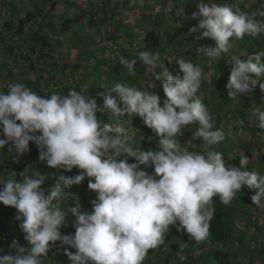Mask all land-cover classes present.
<instances>
[{"label":"clouds","instance_id":"1","mask_svg":"<svg viewBox=\"0 0 264 264\" xmlns=\"http://www.w3.org/2000/svg\"><path fill=\"white\" fill-rule=\"evenodd\" d=\"M241 9L199 0L198 12L192 17L199 23L189 29L190 33L203 30L197 40L215 41V47L199 48L205 56L228 57L233 66L226 85L228 97L248 96L264 76V51L253 55L232 51L233 41L264 35V20L257 19L264 17V9L251 14ZM139 57L151 73L147 85L141 90L117 83L103 95V106L87 95L86 85L63 96L47 92L42 96L23 83L10 85L7 94L0 91V130L5 137L0 138V149L12 143L22 154L34 142L40 149V161L48 166L66 172L74 167L83 170L74 178L60 175L48 192L41 188L45 178L39 172L25 173L19 182L0 177V203L18 210L16 218L22 220L20 228L28 242L21 246L14 240L11 247L16 255L0 256V264H45L57 241L76 249L66 252L71 264H144L150 250L165 244L170 226L186 230L197 244L204 242L217 195L222 204L229 205L246 185L258 189L251 199L255 206L264 207V174L247 170V155L240 156L239 167H229L223 154L214 150L224 133L214 130L212 114L196 95L203 78L201 67L190 59L177 60L181 78L164 66L158 51H141ZM119 63L135 75V60L121 56ZM157 68L164 69L163 77ZM153 77L162 80L167 97L163 106L160 96L148 91L155 87ZM260 87L264 90V84ZM257 112L258 127L264 129V111ZM97 113L118 121L125 113L129 118L138 114L160 137V150H141L135 146L133 131L120 122L103 123ZM194 122L200 126L194 138L203 139L204 151H188L177 140ZM125 155L139 163L120 159ZM140 165H154L155 175L140 170ZM86 176L94 178L88 187L98 193L92 201L93 211L82 213L79 203L61 207L72 196L67 189L81 184ZM70 214L75 216V234L62 235L61 227Z\"/></svg>","mask_w":264,"mask_h":264},{"label":"trees","instance_id":"2","mask_svg":"<svg viewBox=\"0 0 264 264\" xmlns=\"http://www.w3.org/2000/svg\"><path fill=\"white\" fill-rule=\"evenodd\" d=\"M23 0H0V53L3 55L7 52L14 54L19 52V46L24 48L21 52L24 60L31 61L30 55L36 53L40 50L42 53H46L45 57L42 58V63L47 67V70L52 74L46 80V85L49 86L52 83V78L64 74V79L67 80L68 73L75 74L76 72L80 75V80L77 78H72L76 83L74 86L67 85L65 90L79 91L80 82H86L88 87L93 90V98L97 100L99 106H103V95L113 87L111 84L115 83H125L128 86L140 87L143 90L144 85H147V80L151 77V74L147 72L146 65L144 62L135 54H131L132 49H137V52L148 51L150 53H155L158 51L161 55L162 62L164 58H167V53H165L164 42H166L167 37H175V34L171 32L169 28L170 25H163L167 16L157 17L152 23L153 27H141L138 31L141 37L135 42L134 28L129 32L130 24L128 21L130 18L131 0H113L111 5L108 3L112 0H101L97 7L87 8L78 1L73 2L66 0L67 3H72L76 8V11H71L68 13H63L57 15L55 10H57L58 2L57 0H33V7L26 10L24 17L19 13V4ZM174 6L178 10H183V4L187 9V14L190 15L195 12L196 0H188L180 2L178 0H173ZM146 8H151L147 0H144ZM225 0H219L218 4H223ZM167 0H158V5L160 8L164 7ZM172 4V6H173ZM235 5L242 8L244 12L251 14L253 10L264 9V0H235ZM246 10V11H245ZM11 12V16L4 19V12ZM39 18L42 21H39ZM260 20L264 17L257 16ZM150 20L153 18H149ZM188 22V21H186ZM198 25V24H197ZM173 26V25H172ZM159 27L163 31H159ZM69 34V35H68ZM59 36H66V40H70L72 45L77 49V61L74 66L68 64H60L53 60L52 54L55 53L60 46L61 38ZM69 36V37H68ZM247 36L246 38H248ZM245 43L246 51L249 55L255 54V52L264 51V35L249 37V41ZM261 40L259 47L255 50L249 45L250 42H256ZM134 44H138L134 47ZM46 50V52H44ZM112 55H108V53ZM124 56L125 59L132 61L135 60L134 71L135 75L131 74L127 67L119 63V58ZM94 57L95 63L91 67V58ZM205 60L211 59L204 55ZM246 59V57H243ZM228 57L226 56L219 67L220 72H223L227 66ZM214 60V59H213ZM194 61V60H193ZM198 60L195 61L199 65ZM204 60L202 61V63ZM3 63V62H2ZM211 63V62H210ZM3 64L0 65L2 69ZM158 69V70H157ZM157 73L160 74L159 68H157ZM231 70L227 73H221L219 84L217 90L228 91L226 85L229 81ZM161 75V74H160ZM264 77V76H262ZM260 78L262 80L263 78ZM205 80V79H203ZM52 81V82H51ZM110 81V82H109ZM152 82L155 87L159 86L161 80H156L152 78ZM225 82V84H224ZM65 84V83H64ZM224 84V85H223ZM155 87L148 88L149 92H154ZM260 85L256 83L254 90L248 96H239L240 108L232 109L229 100L230 97L227 95L221 100L216 107L222 115H216L220 120L218 122L213 121L214 130H219L224 133V139L214 146V150L223 154L226 166L239 167L241 163L240 156L247 155L249 157V162L247 165V170L256 171L258 173L264 174V152L262 146L250 141H245L243 136L249 139H254L257 137V132L250 131L253 129L251 123L248 120H243L247 116V111L251 107H256L254 100L257 98L259 93ZM37 91L39 88H36ZM43 96V92L40 93ZM113 95H116L113 93ZM160 96V95H159ZM162 99V97H160ZM98 118L103 123H112L114 120L109 119V114L107 113H97ZM245 122V124L243 123ZM148 132L150 133V128ZM250 131L251 135L245 136L244 134ZM137 141L136 147H140L143 151H149L150 146L148 145L150 139L144 134L141 140ZM160 137L155 138V142L159 144ZM202 138L194 140L196 144L201 143ZM244 142V143H243ZM253 145H251L250 143ZM200 151V150H198ZM12 153L17 155L19 161L16 163L11 158H8L6 162L3 159V155H0V174L4 169L8 168L12 171V176L15 180L22 181L25 173L28 175H34L35 172L32 168L27 167V162L31 163L33 154L19 153L16 150L15 145L12 147ZM253 153H256L253 156ZM36 155H40L39 152H35ZM232 156V157H231ZM122 157V156H121ZM123 159H127L128 163H139L135 157L123 156ZM231 157V158H230ZM229 158V160L226 159ZM122 159V160H123ZM140 167H145V165H140ZM61 169V168H58ZM154 169V167H153ZM83 170L78 167H74L71 172H66L63 169V175L69 178H74L76 175L80 174ZM155 172V169L153 170ZM151 175H154L152 173ZM58 175L52 173L46 175L45 182L49 184V187L42 188L46 192L50 191L58 181ZM45 178V176H44ZM89 180L95 182L94 178L85 177V180L79 184L74 185L73 188L79 190L78 199L86 206L81 207L82 213H91L94 209L92 201L97 200L98 193L95 190H91L88 187ZM81 187L77 188V187ZM3 185L0 186V189ZM67 191L70 193L69 189ZM258 192V189H249L246 185L242 187V191L238 192L236 198L229 205H224L219 199V195L214 197L212 204V218L210 220V230L208 238L197 244L185 231H177L176 227L170 226V231L166 234L165 244L160 246V248L155 250H150L144 264L148 260L149 256H154L157 259L155 264H208L211 261L217 262V264H231L229 260V242L232 240L237 242V249L235 250L234 258H237L239 253L243 254V241L240 234V227H237L235 220L242 214H248L251 218L252 214L247 210L248 207L254 205L251 197ZM73 202V200H71ZM72 206L69 201L63 202L61 207L67 208ZM257 207V206H256ZM6 213L7 215L12 212L11 206H6L2 203L0 206V211ZM4 213L0 212V229L6 230L5 223L3 219ZM71 220L70 215L68 216ZM258 222V220H256ZM71 228V227H69ZM62 235H74L75 232H68L67 226L61 227ZM13 233L9 238H13ZM219 243L215 249L210 253H206L208 247V242ZM5 244V241L0 240V248ZM62 249L65 251L67 245H62L61 242L57 241L52 249L56 248L58 251ZM182 247V250H181ZM201 248L203 252L201 254H194L193 252ZM15 252V249L13 250ZM56 251V250H55ZM16 253V252H15ZM57 255L50 257V263H54L57 259H64L61 251ZM247 253V252H246ZM264 253V250H263ZM234 254V253H233ZM68 257V256H67ZM55 259V260H54ZM69 260V257H68ZM203 260L201 263L198 261ZM234 261H237L234 260Z\"/></svg>","mask_w":264,"mask_h":264},{"label":"rangeland","instance_id":"3","mask_svg":"<svg viewBox=\"0 0 264 264\" xmlns=\"http://www.w3.org/2000/svg\"><path fill=\"white\" fill-rule=\"evenodd\" d=\"M73 2L78 1L82 5H85L87 8L91 7H97V5L101 2V0H70ZM160 1V0H159ZM180 2L188 1V0H178ZM197 2L193 4L195 7V12H198V3L199 0H196ZM57 10H55L57 15H61L64 12L68 13L71 11H76V8L72 5V3H67L66 0H57ZM110 1L108 4L111 5ZM212 2L218 3L219 0H212ZM144 0H131V9L130 12V18L132 19L128 21L130 26L129 32L132 31V28H134L135 34V42L138 40V38L141 37L140 32L138 31L141 27H153V22L157 17H163L164 15L167 16V20L163 25H170L169 28L171 29V32L175 34V37L172 38L171 36L167 37L166 42H164L165 47V53H167V58H164L163 63L164 66L173 73V75H180L181 78L183 77V73L179 68V64L177 63V60L179 59H185V60H191L192 63L197 65L195 63L196 60L199 62V67L202 69L203 78L201 82L200 89L197 92V96L202 100V102L208 107L210 113L213 116V121L218 122L220 119L216 115H222L218 111L219 106L218 104L221 100L224 99V97L227 95L224 90H217V86L219 84L220 74L224 72H228L232 69V64L229 63V59H226L227 66L223 70V72H220V63L225 60L226 56L222 59H208L205 60L204 54L199 51V48H208V47H215V41L211 38H203L200 40H197L196 37L201 34L203 30H201L198 33H190L189 29L197 26L199 23L198 20L193 19V13L188 15L187 9L185 8L183 4V10H178L173 4L175 3L173 0H167V3L164 4L163 8H160L158 5V0H147L148 5L151 8H146L144 4ZM224 3H230L235 5V0H225ZM223 3V4H224ZM173 4V6H172ZM19 13L24 17L26 14V10L31 9L33 7V0H23L22 3L19 5ZM237 6V5H235ZM242 10V9H241ZM243 11V10H242ZM194 12V13H195ZM11 16V12L5 11L4 12V19ZM153 18V19H149ZM258 19V18H257ZM259 20V19H258ZM264 20V18L260 19ZM39 21H42L41 18H39ZM188 21V22H186ZM173 25V26H172ZM159 31H163L161 27L158 29ZM69 35V34H68ZM61 38L60 46L58 45V49L55 53L52 54L53 60L59 62L60 64H68L70 66H74L75 62L77 61V49L72 45L70 40H66V36H59ZM69 37V36H68ZM247 37V36H246ZM244 38L243 41L235 40L233 41V52H238L241 50H246L245 43L246 39L249 41L248 38ZM261 40L256 42H250L249 45L252 46V49L255 50L257 47H259V43ZM2 41L0 40V44ZM264 43V42H263ZM138 44H134V47H137ZM1 49V47H0ZM19 52L11 54L9 52L5 54L0 53V65L3 64L2 69L0 68V91H4L5 94H7L8 88L10 85L15 83H23L27 88L31 89L33 92L40 95L41 92H43V95L45 92H47L49 95L52 93H57L60 95H67L68 92L66 91L65 87L67 85L74 86L76 83L75 80H72V78H77L80 80L79 73H75L74 75L71 73H68L67 80L64 79V74L61 73V75H58L55 78H52V83H50L49 86L46 85V80L52 75L48 70L47 67L44 65V62L42 63V58L45 57L46 53H42L40 50H38L36 53L31 54L30 58L31 61L24 60V57L22 56L21 52L24 51V48L20 45L19 46ZM46 52V50L44 51ZM131 54H135L139 57V52H137V49H132ZM108 55H112L110 52ZM140 58V57H139ZM141 59V58H140ZM142 60V59H141ZM194 60V61H193ZM204 62L202 63V61ZM264 60V58H262ZM143 61V60H142ZM3 62V63H2ZM211 62V63H210ZM95 63L94 57L91 58V67ZM158 70V69H157ZM156 70V71H157ZM163 68H159V73L161 74V77H163ZM151 74V73H150ZM261 78V77H260ZM258 79L257 83L259 85L264 84V77L260 80ZM205 79V80H203ZM110 82V81H109ZM65 83V84H64ZM225 84V82H224ZM223 84V85H224ZM86 85V91L87 95L92 97L93 90L90 89L86 82H80L79 85V91H81L82 86ZM110 85L114 86L115 83ZM39 88L37 91L36 88ZM219 87V86H218ZM144 88V87H142ZM72 90V89H71ZM150 94L154 95H160L162 97L161 99V106H163V101L167 99L163 88H162V80L159 86L155 87L154 92H149ZM47 98V97H44ZM229 100H232V103H230V107L234 109L240 108V102L238 97H230ZM256 103V107H251L247 111V116L243 118L242 121L248 120L251 123V126L253 127L250 131L257 132V137L254 139H249L243 136V139L245 141H250L252 143H255L257 146L260 144L262 146L263 152H264V129H261L258 127L259 121H258V112L257 111H264V90L259 88V93L257 94V98L254 100ZM123 107V105H121ZM113 124L121 123L126 129L133 131L135 139L137 137L138 140L142 139V136L145 134L149 139V146L151 151H159V144L155 142V138L158 137V135L150 129V133L148 132V129L146 130L147 126L145 125L143 119L138 115L135 114L131 118H129L128 114L125 113L123 117L120 118V121L116 120L113 117ZM19 123V122H18ZM245 124V122H243ZM198 122H194L193 124L186 127L183 134L180 137H177L178 142L181 144L182 147L186 148L188 151H204L203 144L204 142L201 141L200 145L194 143V140H197L195 137V133L199 128ZM135 130H133V129ZM250 131L245 133V136L251 135ZM41 133H35V135H40ZM0 138H5L3 131L0 130ZM249 142V143H250ZM190 143V144H189ZM244 143V142H243ZM251 144V143H250ZM14 144L9 143L4 146V148L0 149V155H3V159L6 162L8 158H11L14 162H18L19 158L17 155L12 153V147ZM252 145V144H251ZM219 146V145H218ZM253 146V145H252ZM216 147V146H215ZM29 151L25 152L26 154H33L31 163L27 162L26 166L32 168V170L36 173L39 172L42 176L56 173L58 176L63 175V168H53L48 166L46 161H40L39 156L35 154V152H39V147L34 143L30 142L29 144ZM24 154V153H23ZM232 157V156H231ZM230 157V158H231ZM124 157H120V159H123ZM229 160V158L226 159ZM132 163V162H130ZM154 165H149L145 167H140V170L146 171L149 175H151L153 172ZM264 169V167H263ZM0 177H3L4 179L13 178L12 171L8 168L4 169L2 174H0ZM59 178V177H58ZM159 179V177H156ZM3 184H0V186ZM49 187V184H47L45 181L41 185V188ZM82 186L77 187L81 189ZM70 194L72 196L68 197L63 202L70 201L72 203V207H75L77 203L81 207L86 206L84 203L78 199L79 190H76L75 188L69 189ZM73 200V202L71 201ZM2 203H0V206ZM69 207V206H68ZM1 213L3 212V209H1ZM250 214H252V217L249 218L248 214H242L239 217L236 218L235 223L237 227H240V234L243 241V254L239 253L237 255V261L234 258L235 250L237 249V242L235 240H232L229 242V260L231 264H264V207H256L254 205H251L247 209ZM82 212V210H81ZM18 215V210L12 207V212L8 215L4 213L3 219L6 221L5 226L6 230L0 229V240L5 241V244L0 248V256H6V255H16V253L13 251L14 249L11 247L12 242L18 241L21 246H27L28 242L25 240V233H23L22 229L20 228V224L22 223V220H18L16 217ZM71 220L69 217H66L65 220V226H67V230L69 233L71 231L75 232L76 228L74 226L75 222V216L71 215ZM258 220V222L256 221ZM71 227V228H69ZM13 233V238H9L8 236H11ZM219 243H212L208 242V247L206 249V253H210L213 249H215ZM1 247V246H0ZM66 250L63 251L62 249H59L58 251L56 248L52 249L49 252L48 259L45 260V264H71L70 257L66 254L67 251H70L72 253L76 252L75 248H72L71 246L67 245ZM56 250V251H55ZM64 256V259H57L54 263H50L53 260L50 259V257L56 254L58 255L60 252ZM203 250L201 248H198L193 253L194 254H201ZM247 252V253H246ZM234 253V254H233ZM69 260H68V257ZM54 258V257H53ZM203 260L198 261V263H201ZM157 262V259L154 256H149L146 263L148 264H155ZM208 264H217V262L211 261Z\"/></svg>","mask_w":264,"mask_h":264}]
</instances>
